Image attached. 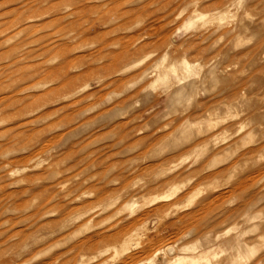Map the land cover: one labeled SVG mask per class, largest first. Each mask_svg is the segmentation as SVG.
<instances>
[{"label":"rangeland","instance_id":"rangeland-1","mask_svg":"<svg viewBox=\"0 0 264 264\" xmlns=\"http://www.w3.org/2000/svg\"><path fill=\"white\" fill-rule=\"evenodd\" d=\"M177 255L264 264V0H0V264Z\"/></svg>","mask_w":264,"mask_h":264},{"label":"bare ground","instance_id":"bare-ground-1","mask_svg":"<svg viewBox=\"0 0 264 264\" xmlns=\"http://www.w3.org/2000/svg\"><path fill=\"white\" fill-rule=\"evenodd\" d=\"M163 58H164V56H163ZM184 91H185V88H182L181 90H179L178 91L179 95L183 94ZM177 188H178V185L173 183V186L170 188V191L168 193L166 192L162 196H153V198L152 199L150 198L148 201L150 202V200H151V202H152L153 200H156L158 198L170 197L177 191ZM170 250H172V249H170ZM175 259H177L176 260V264H178V262H184V261H187V260L190 261V263H188V264H199L201 262V259L202 260L205 259L207 264H211V260H209V258L207 256H205V257H194V256H189V255H177Z\"/></svg>","mask_w":264,"mask_h":264}]
</instances>
